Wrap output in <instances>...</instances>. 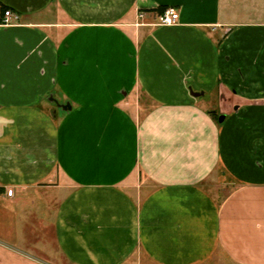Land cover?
Wrapping results in <instances>:
<instances>
[{
    "label": "crops",
    "instance_id": "crops-1",
    "mask_svg": "<svg viewBox=\"0 0 264 264\" xmlns=\"http://www.w3.org/2000/svg\"><path fill=\"white\" fill-rule=\"evenodd\" d=\"M6 11L0 264H264V0Z\"/></svg>",
    "mask_w": 264,
    "mask_h": 264
},
{
    "label": "built area",
    "instance_id": "built-area-1",
    "mask_svg": "<svg viewBox=\"0 0 264 264\" xmlns=\"http://www.w3.org/2000/svg\"><path fill=\"white\" fill-rule=\"evenodd\" d=\"M12 16V14L9 11H6L4 13V19L1 22V25H9L10 20L9 18ZM139 17H142V15H139ZM179 21V14L176 11V9L169 7L165 9L163 12H161L157 16V26H162V27H170L174 26L178 23Z\"/></svg>",
    "mask_w": 264,
    "mask_h": 264
},
{
    "label": "trees",
    "instance_id": "trees-1",
    "mask_svg": "<svg viewBox=\"0 0 264 264\" xmlns=\"http://www.w3.org/2000/svg\"><path fill=\"white\" fill-rule=\"evenodd\" d=\"M165 9H159L158 13L163 12ZM4 14V13H3Z\"/></svg>",
    "mask_w": 264,
    "mask_h": 264
},
{
    "label": "rangeland",
    "instance_id": "rangeland-1",
    "mask_svg": "<svg viewBox=\"0 0 264 264\" xmlns=\"http://www.w3.org/2000/svg\"><path fill=\"white\" fill-rule=\"evenodd\" d=\"M159 14H160V13H159ZM159 14H158V15H159ZM158 15H157V16H158ZM0 24H1V23H0Z\"/></svg>",
    "mask_w": 264,
    "mask_h": 264
},
{
    "label": "water",
    "instance_id": "water-1",
    "mask_svg": "<svg viewBox=\"0 0 264 264\" xmlns=\"http://www.w3.org/2000/svg\"><path fill=\"white\" fill-rule=\"evenodd\" d=\"M220 120H222V118Z\"/></svg>",
    "mask_w": 264,
    "mask_h": 264
}]
</instances>
